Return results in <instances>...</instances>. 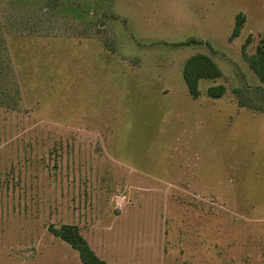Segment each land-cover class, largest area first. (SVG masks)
<instances>
[{"label": "rangeland", "instance_id": "obj_1", "mask_svg": "<svg viewBox=\"0 0 264 264\" xmlns=\"http://www.w3.org/2000/svg\"><path fill=\"white\" fill-rule=\"evenodd\" d=\"M263 35L264 0H0V264H81L61 225L107 264H264Z\"/></svg>", "mask_w": 264, "mask_h": 264}, {"label": "trees", "instance_id": "obj_2", "mask_svg": "<svg viewBox=\"0 0 264 264\" xmlns=\"http://www.w3.org/2000/svg\"><path fill=\"white\" fill-rule=\"evenodd\" d=\"M67 5V4H65ZM70 5V4H68ZM63 7V6H62ZM244 22V16L238 14L235 19V25L232 35L236 36ZM31 31V30H30ZM186 42L185 44L189 43ZM245 59L250 69L255 73L258 80L264 83V35L256 46L254 54L245 55ZM182 75L189 94L196 98L199 95L198 82L200 79H214L220 75V71L210 57L203 54H195L188 58L184 63ZM224 88L221 85L209 87L207 95L211 98H218L223 95ZM235 92L240 96L239 104L241 106L256 107L259 111L264 110L263 106L248 105L238 90ZM48 231L59 240L69 244L78 254L81 264H107L98 258L88 246L86 240L81 236L78 227L72 225H61L59 227L49 226Z\"/></svg>", "mask_w": 264, "mask_h": 264}]
</instances>
